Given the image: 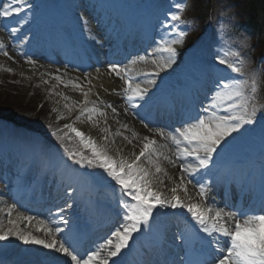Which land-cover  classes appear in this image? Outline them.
Segmentation results:
<instances>
[{"label":"snow or ice","instance_id":"1","mask_svg":"<svg viewBox=\"0 0 264 264\" xmlns=\"http://www.w3.org/2000/svg\"><path fill=\"white\" fill-rule=\"evenodd\" d=\"M22 2L23 0H9L3 4L0 17L8 18L14 13H19L20 7L13 4ZM190 6L188 0H176L170 6L175 9L167 13L175 36L170 40L161 38L160 42V50L169 56L163 62L153 60L155 67L149 75L159 76L161 72L173 66L178 51L175 46L183 45L187 36V33L182 29L178 30L176 25L191 24L195 20L193 17L185 21L182 16ZM227 20L229 24L233 23L231 17ZM10 31L15 33L17 29ZM3 47L5 45L0 41V48ZM3 55L9 56V53L4 51ZM139 59L145 60V57L141 56ZM214 59L221 65L227 64L230 71L238 74L239 78L218 77L214 81V91L207 106L194 109V114H189L181 126L173 131L148 129L150 134L143 136L130 129L126 122L117 121L119 127L114 132L111 130L107 112L99 106L98 100L92 99L93 95L99 97V92L93 91L95 88L99 87L105 91L108 89L102 83L98 86L93 84L89 73L82 74L87 78V90L79 82L80 77L65 80L63 75L50 73L58 84L65 88L71 86L72 90L78 91L82 96V99L74 100L62 91H55V96L65 101L63 108L66 110L62 112L54 107L52 111L57 113L56 118L60 120L66 114H77L72 122L63 125V135L60 134V128L55 129L51 135L59 141L72 164L81 168L99 169L118 186V203L124 213V222L111 232L110 237L103 243L93 250L80 253L70 240L58 238V234L63 233L64 229L58 226L55 220L50 222L27 215L18 210L16 203H10L0 207V213L4 214L0 217V241L16 237L25 245H40L55 254V264H62V261L63 264H117V258L129 247L133 234L150 229L159 209H184L196 222L193 231L198 246L194 247L192 237L181 232L179 240L182 243L179 247L184 255L177 253L172 264H176V260L179 264H264V127L260 130L262 163L258 207L255 204L256 195L251 188L253 172L221 169L216 163L217 157L222 155V150L230 140L245 131L249 125H254L258 114L264 113V103L257 101L260 91L264 88V77L261 76L259 68L247 70L249 62L246 58L228 63L217 54ZM28 63L36 62L29 60ZM132 63L135 64L136 61L133 60ZM4 70L13 71L11 68ZM56 71L58 73L59 69ZM96 71L99 73L100 70ZM106 71L108 75L114 74L124 79L123 74L128 69L121 68L116 63H109ZM42 82L48 83L45 80ZM155 83L154 79L148 81L149 85ZM125 84L126 91L130 93L126 101L130 107H136L132 102L136 99L143 100L149 89L141 87L140 84L133 85L131 79L125 80ZM55 88L56 85H53L47 91L52 93ZM111 91L115 92L116 89ZM56 104H60L59 99ZM107 107L111 108L112 113L118 114L111 104ZM123 111L127 113L128 109ZM77 121L88 122L92 128L98 130L99 135L93 136L90 132L82 131L76 126ZM141 124L148 128L143 120ZM125 131H129L131 135H125ZM117 137H121L126 145L118 144ZM157 137L171 142L174 148L161 144ZM67 140H75L77 146L70 148ZM128 146H131L130 150L125 153V147ZM32 147L38 154H43L44 149L39 141H34ZM47 166H52L50 161ZM64 167H67L66 162ZM169 168L177 171L173 174ZM197 174H201L202 179L194 184L193 180ZM203 176H210L211 181H204ZM210 183L222 184L225 187L224 207H212L208 204ZM189 185L196 189L199 199L189 193ZM233 185L239 190L241 198L248 194L252 201L249 206L228 203L227 197L230 196ZM232 208L238 210H229ZM59 220L64 225L68 223L63 215L59 216Z\"/></svg>","mask_w":264,"mask_h":264},{"label":"rangeland","instance_id":"2","mask_svg":"<svg viewBox=\"0 0 264 264\" xmlns=\"http://www.w3.org/2000/svg\"><path fill=\"white\" fill-rule=\"evenodd\" d=\"M210 2H211V0H210ZM240 4H241L240 0H214V6L217 7V9H215V12L216 13L218 12V19H219V22L221 23V26H219L218 28L216 26V29H215L216 33H215V36L212 37V43L211 44H212L213 50H215L214 51L215 54L216 55L219 54V56L222 59H225L228 63H233V62L237 61L235 59H232L231 57H228L230 45L227 43V40L230 37H234V35L236 33L240 32V30L242 28L241 22L238 21V20L242 21L244 18V12H242V8H241ZM132 5L134 6L133 9H137L138 8V0L133 2ZM208 5H209V0H204L203 3H200V1L195 2V6H198V7H208ZM14 14H16V13H14ZM239 15H240L241 19H240ZM221 17H223L224 19H221ZM228 17L232 18V21H233L232 24L228 23V20H227ZM29 18H32V17L30 15L25 16V20H29ZM19 20H20L19 23H22L23 21H25V20H21V18ZM180 29L184 30L183 27H179L178 30H180ZM248 38L252 39L251 40L252 46L248 45L246 42H243L240 45V48H239L240 59L246 58V59H248V61L254 60V59H259V57L257 55V51H260L259 47L256 46L255 40L252 36H249ZM10 39H11L10 37L5 36L4 39H1L0 41L3 40V41L8 42ZM14 43H16V46H21V45L27 44V36L25 35L22 37L21 43L18 42L17 40H15ZM254 48H256L257 51L253 50ZM4 51H7V48H3L2 50H0V54H3ZM168 56L169 55H167V58H168ZM180 56L181 55L179 54V52H177V55H176L177 59ZM210 59L213 62L210 65L208 64L207 67H204V69L208 68V70H210V72L214 71L215 74H213V79H215V81L218 77H236V78H238L236 73H232L230 71L227 64L221 65L214 58H210ZM0 60H1L0 61V79H1L0 82H6V83H14L15 82V83H17V82L21 81V83L23 82L22 84L25 88L26 87L28 88L30 85L37 84V86L42 88L43 91L47 88L48 89L51 88L49 85V83H51L50 81L47 84L42 82V80H45V78L38 79V78L30 76L28 74H23L22 71L20 70V68L28 69L29 71L32 69H36L38 67V61L37 60L22 59V58L16 57L15 61L8 62V60L6 58H3V56H1V55H0ZM29 60L35 61L36 63L30 64V63H28ZM2 61L6 62V63H4ZM251 65L252 64L250 62V66ZM6 68H11V69H13V71H11V72L5 71L4 69H6ZM247 70L251 71V68L248 67ZM6 76H7V78H6ZM225 82H227V81H225ZM54 85H56V89L59 85H60V87L63 86L62 84H57V83H54ZM9 87H10L9 94L15 93V94H18L19 96H21V95H24L27 93L25 91L20 92L19 89L12 87V86H9ZM57 91H58V89H57ZM5 92L6 91L3 88V86L0 85V100L2 99V96L5 97ZM55 97L56 96L54 94L53 101H55ZM262 98H264V96H261V99ZM0 104L3 106H9L11 108L16 107L13 104L7 105L4 102L0 103ZM17 111H18V108L16 109V113H17ZM259 115H260V113L258 114L257 120L254 123V125H249L245 131L241 132L237 136V138H233V140L244 139L250 133H252L253 130L255 129V127L258 126L259 124H261V122H262V121H260Z\"/></svg>","mask_w":264,"mask_h":264},{"label":"bare ground","instance_id":"3","mask_svg":"<svg viewBox=\"0 0 264 264\" xmlns=\"http://www.w3.org/2000/svg\"><path fill=\"white\" fill-rule=\"evenodd\" d=\"M131 45H125V46H122L123 48H130ZM46 70L49 71L50 70V67L48 65H46ZM100 70V69H99ZM92 80H93V84L95 85H99V84H104L105 88L108 89V91H105L104 89L102 88H95L93 91L94 93L95 92H99V97L104 94V95H113L111 89L113 88H116L117 87V82H115V80H112L105 71L103 70H100L99 73H97L96 70H94L92 73ZM181 88V87H180ZM98 97V98H99ZM92 99H97V97L95 95L92 96ZM114 100V99H113ZM111 105L113 107H115L116 109H118V106L111 103ZM107 109V121H108V124L111 126V130L114 132L118 127H119V123H117V121H120V122H126L129 124V128L130 129H133L135 131L136 128L132 127L130 125V123L128 122V119L122 114V113H118L120 114L121 116H116L114 113H112L111 111V108H108L106 107ZM182 110V108H180ZM76 126L79 127L82 131H85L86 133L90 132L93 136H98L99 133H98V130L97 129H94L91 127V125L88 123V122H84V123H81L79 121L76 122ZM101 126H103V118H101ZM138 132V131H137ZM141 133V132H139ZM125 135H128L130 136L131 133L129 131H125ZM117 143L118 144H125L126 145V142L122 140L121 137H117ZM135 143V141H134ZM130 147L131 146H128V147H125V153H127L129 150H130ZM54 159V158H53ZM57 162V161H56ZM59 169H60V166H59ZM169 171L172 172H176L175 169H171L169 168ZM57 178H60V175L59 177ZM66 184L68 183V188H81L85 185L84 181L82 178L78 177L75 173L73 172H69L68 175L66 176ZM17 181H21V177H19L17 179ZM60 180H58L59 182ZM171 185L169 184V187ZM189 193L196 199H199V197L196 196V192L193 191L191 185H189ZM1 196V195H0ZM3 201V200H1ZM7 204L5 203H0V207H5ZM2 215H4L3 213H0ZM37 235H42V233H35ZM2 243L4 244H13L16 246V248H20L21 250H27V249H31L33 247L37 248V249H43L42 246L40 245H32V244H28V245H25L22 241L18 240L16 237H9L8 240L6 241H1ZM44 251H48L50 254H53L55 255L54 253H52L50 250H47V249H43Z\"/></svg>","mask_w":264,"mask_h":264},{"label":"trees","instance_id":"4","mask_svg":"<svg viewBox=\"0 0 264 264\" xmlns=\"http://www.w3.org/2000/svg\"><path fill=\"white\" fill-rule=\"evenodd\" d=\"M249 8L255 15L256 19L261 21L264 25V0H244ZM18 100V104H22L23 101L19 96H15Z\"/></svg>","mask_w":264,"mask_h":264}]
</instances>
